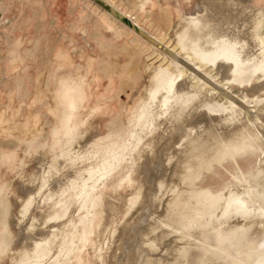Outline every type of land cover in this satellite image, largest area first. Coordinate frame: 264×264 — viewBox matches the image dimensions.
I'll return each instance as SVG.
<instances>
[{"label":"rangeland","instance_id":"1","mask_svg":"<svg viewBox=\"0 0 264 264\" xmlns=\"http://www.w3.org/2000/svg\"><path fill=\"white\" fill-rule=\"evenodd\" d=\"M51 1L30 0L26 9H21L19 0H8L6 16L11 18V21L8 20L0 28V264H18L17 259L20 254L27 253L32 248L30 244H23L26 230L18 227L16 223L20 215L21 203L31 181H33L32 179L44 175L37 166L36 153L39 154L43 151L44 157L50 158L61 153L68 143L75 142L77 143L76 148L80 151L79 154H83V161L79 166H84L86 161L90 160V155L99 152L100 148V151L103 150L106 142L104 139L112 136V139L109 140L123 143L122 139H125L130 131L131 117L144 97L145 81L147 80L146 57L153 56L157 52V49H152L151 44L144 38L138 37L137 40L133 31H125V27L121 23L110 17L106 11L91 0H58L55 11L58 15H52ZM108 1L129 14L135 13V17L138 16L137 21L156 33L159 38L163 37V27L169 30L172 26L173 22L170 23L169 11L165 13L161 4L162 7L152 13L147 10L146 13L137 14V0ZM247 1L252 7L264 9V0ZM191 7L192 5L188 8ZM175 10L178 9L175 8ZM177 13L173 9L170 12L172 17ZM85 30L87 32L84 35ZM69 51L75 55V58L73 62L70 60V65L68 62L66 65L63 60ZM114 54L118 59L113 56ZM62 64L66 66V69L64 66L62 67ZM69 75H74L76 82L72 85L74 89L69 98L65 97L64 99L60 93L61 89L66 87L65 80ZM76 76L83 77L84 80L82 81L83 78H81L77 83ZM229 87L238 93L240 99L233 93L238 101H244L248 107L256 105L249 92L240 87L241 90L234 86ZM55 89H57L56 95H54ZM190 94H193L194 97ZM199 94L202 95L197 101L195 94L190 92L188 96L192 99L191 105L187 106V98H184L175 108L177 121L183 119L181 127L167 128L172 123L167 120L162 123L161 127L163 128H157L161 138V142L157 144L160 155L163 151L165 153L175 152L181 149L183 143L189 142L184 139H186L187 131L193 129L191 121L195 117V112L192 108L195 105L200 107L203 104L211 105L213 103L219 115L225 113L226 110L228 115L226 122H230V124L223 122L218 124L222 127L219 128L218 125L216 127L222 130L221 134L224 133V128H234L228 140L231 145L245 142L247 133L240 136L238 131L245 127L240 126L241 121L250 127L247 123L249 111L247 110L246 113L241 106L232 104L234 102L228 101L229 98L226 100L221 95L211 94L209 89L200 87ZM83 95H85L83 103L77 105V98L80 99ZM6 112L8 113L7 117L5 116ZM231 113L238 115L242 120L233 119ZM189 114L191 116H188ZM208 124L204 129H208ZM185 125H189L190 128H184ZM21 128H38L39 131L29 141L26 137L23 139L19 137L21 135L18 132ZM168 130H171V133L168 132L169 135L164 133ZM75 131L78 132L75 133ZM86 134L89 138L83 142ZM68 137H71V140ZM155 139L156 136H153L152 140ZM82 142L83 144L80 145ZM79 145L81 147H78ZM101 145L103 146L101 147ZM164 148L165 150H163ZM144 149L146 151L144 158L142 154L139 160L143 164H148L147 162L154 160L156 148L152 143H149ZM131 150L134 154L138 152L134 143L131 145ZM103 160L104 158L99 163H103ZM238 161L242 166H248L250 163L249 167L254 168L256 156L252 154L239 156ZM95 165L98 166V164ZM95 165L92 164L91 167H95ZM151 166L150 164L147 167ZM126 167L128 165L121 167L124 168L122 176L121 170H119V175L108 177L105 185L103 182L100 183V186L102 184L103 186L98 187L104 190L103 196L99 195L97 192L99 190L93 192L91 189L85 188L87 192L90 191L89 194L91 193L97 198L92 213L85 220L86 224L81 221L83 212L80 211V203H75L69 211L70 214L62 219L48 220L40 235L50 236L52 230H59L53 238V252L39 261V258L44 255V251L39 255L37 262L33 264L38 262V264H149L151 259L147 250L148 243L142 234L135 237L134 243H136H133V251L127 249V242L135 229L142 226V220L148 210L152 209V204L148 207L145 204L147 193L145 187L140 193L136 189L140 186L139 164H135L129 170H126ZM142 172L141 176L144 175ZM233 173H237L235 163L233 159L229 158L224 161L223 165L217 164L212 170L204 172L200 183L216 189L226 181L234 180ZM74 176L73 173L72 177ZM147 176L149 179V175ZM181 180L185 181V185H187V180L189 186L195 184V180L189 178L182 177ZM123 181L131 182L134 189L131 191L129 188H124V185L121 184L127 185V183ZM133 181L138 183L137 186ZM43 182V179L39 184L36 182V189L43 188ZM62 187L64 188L63 184L60 185V190ZM74 189V186L71 185L67 192L74 193ZM179 191L176 190L175 193L178 194ZM58 192L47 203H43V198L37 196L39 198L25 218V223L32 225L37 214L44 219L48 217L53 207H63L66 205V199L73 200L68 193L65 198H58ZM87 192L84 194L82 190H78L74 194V200L82 202V206H84ZM131 192L134 193L135 200L133 202L131 199L132 195L128 200L133 203L125 201ZM114 193L121 194L124 200L113 199L111 195ZM186 193L188 195V191ZM183 194L186 200L185 192ZM164 198L161 207L155 211L156 213L162 212L164 209ZM52 200L55 201L51 202ZM68 218H73L79 225L83 224L84 238L78 247L76 239L81 237L79 225L69 221L67 227L72 230L73 239L71 241H69V234H63L62 229L67 224ZM226 218H228V212L217 219L218 222H221ZM234 220L236 218H232L231 223L221 228L222 235H228L229 231L237 226ZM211 224L210 222L204 227H210ZM193 225L198 224L194 221H188L185 224L184 229L191 233V236L189 239L179 240L177 248L182 247L185 264H202L208 253H206L203 241H208L210 246H217L221 240L214 229L204 230L195 226L190 230L189 228ZM31 230L30 236L36 237L33 225ZM169 230L168 228L170 236ZM247 238L255 245L263 244L264 228L258 223L253 224L248 229ZM143 240L144 242H142ZM231 243L233 240L230 238L220 246L231 249ZM60 247L61 250L55 257L54 252ZM261 249H264V244ZM231 253L236 255V248H233ZM59 254H63L65 257H60ZM256 262L264 264V255H259ZM211 264L240 263L230 257L221 256L214 258ZM251 264H254V261H251Z\"/></svg>","mask_w":264,"mask_h":264},{"label":"bare ground","instance_id":"2","mask_svg":"<svg viewBox=\"0 0 264 264\" xmlns=\"http://www.w3.org/2000/svg\"><path fill=\"white\" fill-rule=\"evenodd\" d=\"M253 7L247 0H202L200 10L198 9L188 18L178 33L166 38L162 43L173 48L178 54L185 53L189 61L197 66L199 70H202L204 76L201 78L199 76L195 77L194 73L196 72H193L194 70L189 71L186 67L180 66L175 59H172L163 51H159L156 57L147 64L148 80L144 90L145 95L129 122V130H131L129 138L125 142L122 139L123 143L121 144L116 140H112L107 145L104 156H102L104 158L103 163H99L103 159L99 153L101 148L99 152L93 153L91 161L83 169L82 176L73 178V184L77 182L76 188L78 190H82L84 194L87 192L85 188L92 191L97 190L101 182H105L109 175L117 171L118 164L120 165L119 168L127 165L130 168L138 163L139 179H142L140 175L142 171L145 177V184L141 185L139 180V185L148 188L145 204L147 207L151 203L153 204L150 211L146 208L149 212L145 216L147 220L140 226L142 229H147V227L152 229L171 227L173 230L177 231L179 229L182 231L179 237L184 238V236H191L184 229L188 221H194L201 226H206L211 222L215 226L217 224L215 219L220 218L225 212H228V217L235 214L243 217L241 218L243 219L241 220L243 222L242 227L246 225L245 223L248 220H264V9ZM151 38L155 42L159 41L156 37L151 36ZM73 56L75 58V55ZM70 60L72 61L73 58L71 57ZM64 67L66 69V66ZM79 78H77V83L83 77ZM75 79L74 75H69L66 78V87L62 88L60 93V96H63L64 99L65 97L69 98L73 92L72 85L76 82ZM230 84L237 85V87L249 92L256 105L248 107L243 100L244 104L238 101L235 98L237 94L229 87ZM200 87L209 89L211 94L216 93L226 100L229 98L228 101L232 100L234 102L232 104L241 106L246 113L247 110L249 111L247 123L250 127L244 125L241 121L240 126L245 127L238 131L240 136L247 133L248 136L245 137V142L231 145L228 140L234 128L223 127L224 133L221 134L222 130L216 127L219 123L226 122L228 117L226 110L225 113L219 115L213 103L211 105L203 104L200 107L194 104L195 107L192 110L195 112V117L192 121L190 120L193 129L187 131L186 139H184V141L189 142L183 143L181 149L175 152L168 151L165 153L163 151L160 155L157 144L161 142V138L157 128H163L161 125L167 120L172 122L167 128H175L173 127L175 123L181 127L183 119L177 121V110L175 108L179 101L184 98H187L186 105H191L192 99L188 96L190 92L195 94V99L198 101L202 95L199 94ZM54 93L56 95L57 89ZM84 97L85 95L80 99L77 98V105L83 103ZM237 97L239 98L238 95ZM229 111L231 112V110ZM231 115L233 119L242 120L234 113H231ZM188 116H191V114ZM206 124L209 126L208 129H204ZM227 124H230V122ZM218 127L222 126L218 125ZM184 128L190 127L185 125ZM78 131H75V133ZM168 132L171 133V130L164 133L168 134ZM153 136H156L155 140H152ZM68 138L71 140V137ZM110 138L112 136L108 139ZM75 141L77 142V140ZM132 143L136 145L137 154H134L131 150ZM149 143L155 144L154 160H150L152 163L147 162L148 164L138 162L145 152L144 145ZM111 145H114V147H109ZM76 147L77 143L75 142L68 144L63 148L64 151L60 157L55 162L47 160L46 166L52 169L58 177L65 175V169H73L74 172L83 161V154L80 155V151ZM259 150L262 152L258 159L259 176L254 184L250 182L254 177L253 172L245 173L244 171H241V178L235 176V182L228 181L216 192L211 187L199 184L204 171L213 169L216 164H222L226 158H236L243 153ZM92 164H98V166L91 167ZM150 164L152 166L147 167ZM147 175H149V179ZM58 177L45 176L43 178V188L40 187L32 191L26 202H24L23 216L27 215L26 213L33 206L37 196H44L45 203L54 198L56 192L51 187L59 179ZM182 177L195 180V184L189 186L187 180V185H185V181L181 180ZM123 182H126L131 188L133 187L131 182ZM178 186L186 187L188 191V195L185 194L186 200L184 194L175 195L176 193H173ZM45 188L48 190L43 191ZM149 188L154 189L153 192L149 193ZM88 192L90 191L88 190ZM86 196L87 200L83 207L87 208L88 211L96 199L91 193ZM165 196L166 198H164ZM163 198L165 207L162 212L156 213L155 211H158L161 207ZM131 199L134 201V196ZM52 216L54 219L63 217L58 213ZM225 221L222 220L219 224L221 225ZM145 235L150 241V233L149 235L145 233ZM230 235L231 237L237 236V239L240 240L247 239L243 237L245 235L243 229L233 230ZM41 240L36 243L34 258H38L45 251V239ZM131 242L132 240L129 242V249L133 251ZM203 243L204 245L209 244L206 240ZM208 249L206 257H212V255L215 257L226 252L228 254L230 251L226 246H216ZM250 249L248 248V250ZM255 254L257 257L264 255V249L258 250ZM59 256L65 257L63 254H59ZM154 257L156 264H179L177 256L170 257L166 252L159 253ZM230 257L237 259L231 253ZM35 262H37V259L29 260V262L26 260L24 264Z\"/></svg>","mask_w":264,"mask_h":264},{"label":"water","instance_id":"3","mask_svg":"<svg viewBox=\"0 0 264 264\" xmlns=\"http://www.w3.org/2000/svg\"><path fill=\"white\" fill-rule=\"evenodd\" d=\"M7 1L8 0H0V28L4 25V24H6L7 23V21L8 20H10L11 18H8L7 16H6V4H7ZM21 3L19 4L20 5V7L22 6V4H25L26 2H27V5L28 4H30V0H19ZM75 1V0H74ZM92 2H94L97 6H99L100 8H102L104 11H106L107 12V14L110 16V17H113V18H115V20H117L119 23H121V25L122 26H124L125 27V31H133L135 34H136V36H134L137 40H138V37H142V38H144L145 40H147L150 44H151V47H152V49L153 48H155V49H157V52L155 53V55H150V56H148V57H146V64H145V69H146V75H147V64H148V62H150V61H152L153 60V58L154 57H156V55H157V53L159 52V51H163L166 55H168L169 57H171L172 59H175V61L176 62H178L179 63V65L180 66H184V67H186L187 69H189V71H193V72H196V73H194L193 74V72H192V74L195 76V77H203L204 76V73H202V70H199L198 68H197V66H194L193 64H192V62L191 61H189V59H188V57H187V55L185 54V53H183V54H178L177 52H175L174 50H173V48H171V47H168V46H166L165 44H163L162 42L166 39V38H169V37H172L174 34H176V33H178V31H180V29H181V27L184 25V23L188 20V18L192 15V14H194L198 9L200 10V8H201V5H202V0H137V7H136V9H137V11H136V13L137 14H140V13H146V11L147 10H150L151 12L150 13H152L154 10H157L158 8H161L162 6V9L163 10H165V13H167L166 11H169V16H170V23H172V26H171V28L169 29V30H166L167 28H164L163 27V37L162 38H159V36H157L156 35V33H153L149 28H147L144 24H142L141 22H139V21H137V17H135L136 15H135V13H127V12H125V11H123V10H121L119 7H117L115 4H113V3H111V2H109L108 0H91ZM160 4L162 5V6H160ZM190 5H192V7L191 8H188ZM175 8H177L178 10H175ZM22 9V8H21ZM172 9L175 11V13H177V12H180V13H177V14H175L174 15V17H172L171 15L172 14H170V12H172ZM109 17V18H110ZM111 19V18H110ZM11 21V20H10ZM12 23H13V21H12ZM11 23V24H12ZM107 25L108 26H110L108 23H107ZM167 27V26H166ZM86 30L84 31V35L86 34ZM151 36H153V37H156L159 41H157V42H155L152 38H151ZM71 51H69L68 53H67V56L65 57V59H64V64H66V62H68L69 63V65L71 64L70 62V58L72 57L73 58V60H74V54L71 52ZM115 58H117L118 59V57H117V55L116 54H114L113 55ZM73 60H72V62H73ZM67 65V64H66ZM190 69H192V70H190ZM195 77H192V78H195ZM78 78V77H77ZM81 78V77H80ZM146 79L148 80V76H146ZM196 79V78H195ZM147 80L145 81V83L147 84ZM229 86H233L232 84H230ZM234 88H238L239 90H241L239 87H237V85L235 86L234 85ZM233 91V90H232ZM234 92V91H233ZM235 93V92H234ZM235 94H238V93H235ZM145 95V94H144ZM190 96H193L194 97V95L193 94H190ZM182 105V104H181ZM183 106V105H182ZM7 115H8V113L6 112V117H7ZM174 125V124H173ZM173 127H175V128H179V126H178V124L177 123H175V125L173 126ZM174 128V129H175ZM167 129V128H166ZM39 130H38V128H21V129H19V134L21 135V136H19L21 139H23L24 137H26L27 138V140H29V141H31L32 139H33V136H34V134L36 133V132H38ZM131 131V130H130ZM130 131H129V133H130ZM127 134V136L125 137V139H124V142H125V140H127L128 138H129V136H130V134ZM86 137V138H85ZM84 137V141L83 142H85V141H87L88 140V138H89V136L87 137V136H85ZM25 138V139H26ZM112 139V138H111ZM38 140V139H37ZM106 140V142H105V149H103L102 151H100L99 153L101 154V156H104L103 154L105 153V150L107 149V145L108 144H110L111 142H108V141H112V140H109V139H105ZM83 142L81 143V145L83 144ZM68 144H72V143H68ZM67 144V145H68ZM119 144H121V143H119ZM153 144V143H152ZM66 145V146H67ZM148 145V144H147ZM147 145H144V148L147 146ZM153 146H155V144H153ZM78 147H81L80 145L78 146ZM109 147H114V145H111V146H109ZM109 150H112V149H109ZM145 150V149H144ZM64 151V150H63ZM63 151H61V153L63 152ZM61 153L59 152L58 154H56L55 156H53V157H50V158H46V157H44V152L43 151H41L39 154H37L36 153V155H35V157H36V162H37V166H39V168L42 170V172H43V176H41V177H38V178H33L32 180L33 181H31V185H30V187H29V189H28V191H27V193H26V195H25V197H24V199H23V201H22V203H21V210H20V215H19V217H18V220H17V225H18V227H22L23 229H25L26 230V238H25V241H24V244L25 245H28V244H30V245H32V248H31V250L30 251H28L27 253H23V254H20V256L18 257V264H24V262L27 260L28 262H29V260H36V259H38V258H34V255H35V248H36V243L38 242V241H40L41 239H45V252H44V255H42V257L41 258H39V261H41V259L44 257V256H46V255H49L50 253H52L53 252V244H54V241H53V238L56 236V234H57V232L59 231V230H57V229H55V230H52L51 231V234H50V236H46V237H44V236H42V235H40V232L42 231V229H43V227H45L46 225H47V223H48V220L49 219H54V217L52 216L53 214H56V213H58V214H60L61 216H67L68 214H70L69 213V211H70V209H71V207L75 204V203H80L81 204V209H80V211L81 212H83V216H82V218H81V221H83V224L85 223V220L90 216V214L92 213V210H93V207H94V205H95V202L93 203V206L87 211L86 209L87 208H85V207H83L82 206V202H76L75 200H74V194H76L77 193V191H78V189L76 188V183L77 182H74V184H73V178H79V177H81L82 176V174H83V169H84V167L86 166V164L88 163V162H90L91 161V158H92V156H93V154L90 156L91 158H90V160H88V161H86V163L84 164V166H77L78 167V169L77 170H75L74 172H73V169H63L65 172V175L63 176V177H60L59 179H57V181L52 185V187L51 188H53V190L55 191V192H58V194L59 195H57V197L58 198H60V197H62V198H65V196H66V194L68 193L67 192V189L72 185V186H74V193H68L69 195H71L72 196V201H69V200H67L66 199V206H63V207H57V206H55V203H54V206L55 207H53L52 208V211H51V213L48 215V217H46V218H44L43 219V217H41L39 214H37L36 215V217L34 218V222H33V226L35 227V234H36V237L34 238V237H31L30 236V233H32V230H31V226L32 225H28V224H26L25 223V218L27 217V215L29 214V212L32 210V208H33V206L36 204V202H37V200H38V198L39 197H42L43 198V203H44V196H42V195H40L39 197H37L36 199H35V202H34V204H33V206L31 207V209L26 213L27 215H25V216H23V212H24V210H23V208H24V202H26V199H27V197H28V195L32 192V191H35L36 190V185H35V182L36 181H38L39 183L41 182V180L43 179V177H45V176H52V178H55L56 176L58 177V175H56L55 174V172L52 170V169H50V168H48V166H46V161L47 160H50V159H54V160H56V159H58L59 157H60V155H61ZM146 153V151L143 153V158H144V154ZM250 154H252V155H254V156H256V162H255V166H254V168H252V167H249L250 166V163H249V165L248 166H242L241 165V163L238 161V157L239 156H237L236 158H231V157H229L230 159H233L234 160V163H235V169H236V172L237 173H233L232 175H233V178H234V180H231L232 182H235L236 181V177L238 176V178H241L242 177V173H241V171H244L245 173H249V172H253V174H254V177L250 180V182H251V184H254L255 182H256V178L259 176L258 175V173H259V170H258V159L260 158V156L262 155V152L259 150V151H253V152H248V153H243V154H241L240 156H243V155H250ZM152 158V157H151ZM150 158V159H151ZM229 158H226L225 160H227V159H229ZM145 160V159H144ZM143 160V161H144ZM149 160V159H148ZM224 160V161H225ZM224 161H223V163L222 164H218V165H223L224 164ZM139 162H140V160H139ZM142 162V161H141ZM119 165V164H118ZM217 165V164H216ZM215 165V166H216ZM120 166V165H119ZM124 166V165H123ZM214 166V167H215ZM213 167V168H214ZM126 170H129L130 168L129 167H126L125 168ZM119 170H121V176H122V174H123V170H124V168H117V171L116 172H114V173H112L111 175H109L108 177H110V176H114L115 174H117V176L119 175ZM212 170V169H211ZM207 171H210V170H207ZM204 172H206V171H204ZM73 173H74V177H72V175H73ZM76 174H78V175H76ZM203 175H204V173H203ZM203 175H202V178H203ZM236 176V177H235ZM108 177H107V179H106V181L105 182H103L104 183V185H105V183L108 181ZM115 178V177H114ZM201 178V179H202ZM200 179V180H201ZM122 181V180H121ZM230 181V180H229ZM58 182V184H56ZM134 182V181H133ZM144 182H145V177L144 176H142V182L140 183V184H144ZM228 181H226L225 182V184L227 183ZM135 184H136V186H137V182H134ZM61 184H63L64 185V188L62 187V189L60 190V185ZM199 184L200 185H203L202 183H200V181H199ZM225 184H223L222 186H220V187H218V188H216V189H213V187H211L210 185H205V186H208V187H211L212 188V190L214 191V192H216L218 189H220L221 187H223ZM121 185H124V188H129L131 191L134 189V187L133 188H131V186H128V185H126L125 183H122ZM101 186H103V185H101ZM100 186V187H101ZM144 187H142V186H139L138 188L136 187V189H137V192H141L142 191V189H143ZM146 188V190H147V193H146V199H145V202L147 201V195H148V188H147V186L145 187ZM154 188V187H153ZM97 190H99L98 192H99V195L100 196H103V193H105L104 192V190H102V189H100V188H98ZM97 190H94V191H97ZM125 190H127V189H125ZM154 190V189H153ZM153 190L151 189V188H149V193L150 192H153ZM176 190H180L179 191V195L180 194H183L184 192H185V194H187L186 193V191H187V189H186V187H181V186H178L177 187V189H175L174 191H173V193H175V191ZM93 191V192H94ZM93 192H92V194H93ZM178 194H175V195H178ZM134 196V193H129L128 194V196L126 197L127 199H125V201L126 202H129V200H128V198L130 197V196ZM94 198H95V196H93ZM111 197L113 198V199H116L117 201H123L124 199L122 198L123 196L121 195V194H119L118 195V193H114L113 195H111ZM57 198V199H58ZM96 200H97V198H95ZM95 200V201H96ZM134 200H135V197H134ZM53 201H55V200H52L51 202H53ZM49 202V201H48ZM134 202V201H133ZM133 202H129V203H133ZM152 204V203H151ZM153 205V204H152ZM69 206V207H68ZM150 211V210H149ZM148 211V212H149ZM147 212V213H148ZM147 215V214H146ZM63 217H61V218H59V219H54L55 221L56 220H60V219H62ZM232 218H236V220H234V222H235V224L237 225L235 228H232L231 229V231H229V233H228V235H226V236H224V235H222L220 232H221V228H223L224 226H226V225H228L229 223H231V219ZM241 218H243V217H240L239 215H232V216H229L228 218H226L225 220V222L224 223H222L221 225L219 224V220L218 219H215V223H217V224H215V226H214V224H211L210 225V227H204V226H201V225H193V226H191L189 229L191 230V228H193V227H195V226H197V227H201V228H203L204 230H212V229H214L217 233H218V236H219V238H220V244L219 245H217V246H220V245H223V243H225V242H227V240L228 239H232L233 240V243H231V249H230V251H229V253L228 254H226V253H223V254H220V255H218V256H215V257H205L204 259H203V261H202V264H211V261L214 259V258H218V257H221V256H226V257H230V253H231V250L233 249V248H236V250H237V254L236 255H233V253H231L235 258H237V259H233L232 257H230L232 260H234L235 262H238V263H240V264H251V261H254V264H256L255 262H256V258H257V255L255 254V252H257L258 250H260L261 249V247H262V245L264 244V239H263V244H260V245H255L254 244V242H252L251 240L250 241H248V238H247V233H248V229L253 225V224H255V223H258L259 225H261L263 228H264V220H258V219H252V220H248V221H246V225L245 226H243L242 227V225H243V222L241 221V220H243V219H241ZM147 219H146V217H144L143 218V220H142V222H145ZM69 221L71 222H73L74 224H77V225H79L73 218H68V222H67V224L66 225H64V228L62 229V231L64 232L63 234H69L70 235V240L69 241H71L72 239H73V237H72V230H70V227H67L69 224ZM40 222V223H39ZM82 224V225H83ZM151 224V223H150ZM150 224H148V225H150ZM82 225H79V227H80V233H79V235H81V237H80V239H76V241H77V247L79 246V243H80V241H82V239L84 238L83 236V231H84V229H83V226ZM147 225V224H146ZM139 228H140V230H139ZM171 229V230H169V232H170V236H169V234H168V230L167 229ZM155 229V230H154ZM154 229H152V228H150V227H147V229H145V228H141L140 226L139 227H137L136 229H135V231L133 232V235H132V237L130 238V240H132V242H131V244H132V247H133V243H134V241H135V237L137 236V235H141L142 234V236L144 237V240L148 243V253H149V256H150V259L151 260H149V264H156V261H155V257L154 256H156L157 254H159V253H161V254H163V253H165L166 252V254L167 255H169L170 257L171 256H177V259H178V263L179 264H185V262H184V254H183V252H182V247L181 248H177V246H178V241L179 240H184V239H189L190 238V236H184V238H180L179 236L181 235V233H182V231H180L179 229H177V231L176 230H173L171 227H165V228H154ZM236 229H243L244 230V236L243 237H245V238H247V239H243V240H240V239H237V236H232L231 237V232L233 231V230H236ZM81 231H82V233H81ZM28 232V233H27ZM105 232V231H104ZM60 233V232H59ZM58 233V234H59ZM145 233H147V235H149V233H150V241H149V239L147 238V236L145 235ZM191 234V233H190ZM101 235H103L102 233H101ZM31 240H30V239ZM130 240L128 241V243H127V248L129 249V242H130ZM41 241H43V240H41ZM47 241H49V242H47ZM208 242V241H207ZM209 243V242H208ZM204 247H206V253H207V251L209 250L208 248H214V247H216V246H210V244H205L204 245ZM248 248H251L250 250H248ZM76 249V248H75ZM61 250V247L60 248H57V250L54 252V256L55 257H57V253H59L58 251H60ZM130 250V249H129ZM168 252V253H167ZM152 255H153V257H152ZM39 263V262H38ZM38 263H36V264H38ZM29 264V263H28Z\"/></svg>","mask_w":264,"mask_h":264},{"label":"crops","instance_id":"4","mask_svg":"<svg viewBox=\"0 0 264 264\" xmlns=\"http://www.w3.org/2000/svg\"><path fill=\"white\" fill-rule=\"evenodd\" d=\"M58 0H52L51 1V12H52V15H58V13L56 12L55 13V11H56V2H57ZM26 7H27V2L25 3V4H22V6H21V8L22 9H26Z\"/></svg>","mask_w":264,"mask_h":264}]
</instances>
